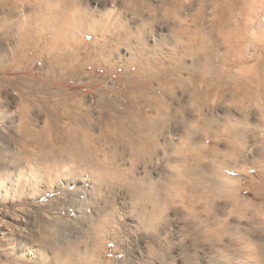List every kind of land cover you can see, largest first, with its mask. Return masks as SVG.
I'll list each match as a JSON object with an SVG mask.
<instances>
[{
    "label": "rangeland",
    "instance_id": "374dc122",
    "mask_svg": "<svg viewBox=\"0 0 264 264\" xmlns=\"http://www.w3.org/2000/svg\"><path fill=\"white\" fill-rule=\"evenodd\" d=\"M126 1L77 0L83 20L58 49L51 36L44 52L0 33V264H264V100L233 95L246 67L264 74V0H149L151 17ZM179 26L186 34L174 33ZM204 39L212 46L191 55L187 44ZM128 111L152 118L150 159L138 133L114 137ZM199 118L218 128L206 135ZM189 130L206 135V170L196 204L181 205L175 159L198 146ZM72 134L92 159L151 190L132 197L97 180L92 164L62 157ZM198 222L205 238L188 234Z\"/></svg>",
    "mask_w": 264,
    "mask_h": 264
},
{
    "label": "bare ground",
    "instance_id": "6f19581e",
    "mask_svg": "<svg viewBox=\"0 0 264 264\" xmlns=\"http://www.w3.org/2000/svg\"><path fill=\"white\" fill-rule=\"evenodd\" d=\"M0 1L2 2L0 4V7H3V13L5 15V21L0 23V25H3V27L0 26V33L2 32L3 33L2 36L6 39H9L11 37L17 38L18 40L17 45L30 49H39L46 52L44 39L47 36L49 37L51 36V38H53L52 46L58 49L60 42H58L57 40H59V38L66 37L69 34V32L72 33L76 29L80 21L83 20L81 19L82 14L80 15L79 14L80 11L76 9L75 2L77 0H66L68 2L70 1L69 3H72L71 5L72 7L69 8L62 7L60 5L61 0H0ZM162 2L161 3L163 5H171L175 8H179L181 5L180 0H163ZM124 4L126 7L132 9L134 13H136V15H143L144 12L147 11L148 15L151 17L154 16V12L156 11L155 7H152V5L149 4V0H127ZM75 9L76 11L74 12ZM72 12H74V15H72ZM68 23H71L72 26H74L73 29H71V27L67 25ZM173 30L174 33L178 36L180 35L182 36L186 34V29L180 26L178 29L173 28ZM124 40H125L124 44L127 46L128 49L134 48V45L132 44V41L130 39H124ZM202 42L204 44L203 43L194 44L191 42L187 44V48L189 49L191 55L198 57V53L200 51L209 49L212 46L207 39H204ZM233 53L236 56L238 64L244 62V59L241 57L242 56L241 48H236ZM259 69H256L253 66H248L244 70V72L247 74L246 76H244L243 78L240 77L234 79V83L238 84L237 85L238 90L237 91L235 90L236 92H234L233 94L235 98L241 96V100L250 101L251 98L255 96L258 97V99L260 98L261 100H264V74L260 72V70L263 69L260 70ZM252 72H254L255 74L252 75L256 77L255 91H253L254 93L246 89L247 85L251 83L252 82L251 80L253 79L252 78L250 80L251 75L249 76L248 73H252ZM221 89L223 90V88H220L219 91ZM190 99L195 100L198 99V97L193 93L190 95ZM199 106L200 108H202L204 104H201V102H199ZM195 107H197V105ZM127 113L130 114V116L128 115L127 119L117 122L120 131L119 133H115L114 137L116 138L118 137V139L120 140L123 137L132 135V133H136L135 135H137L138 133V138L141 139V146H142L140 150L141 152L147 151V155L149 156L150 159V156H154L157 148V145L155 143V141H157L156 140L157 135L155 130L153 129L154 126L152 124V118L144 119L142 121H137L135 117L136 112L134 113V111H128ZM231 118L229 120H231ZM198 120L196 121V123L199 125H203L206 128L207 131V132L205 131L206 135H209L210 132H213L212 130L218 128V126L215 125L216 120L214 118H209V119L199 118ZM233 129L227 130L228 131L227 133L230 137L234 135L235 131H233ZM206 135L204 137L205 139H206ZM185 136L186 139L188 140L187 142L189 143L188 145L190 146L198 145V146L196 147L195 150L192 149L191 151L185 150V147L183 148L182 146L181 147L182 149L180 148L176 152L177 157L175 159V162L181 168L180 173L177 174V176H174L176 178V183H177L176 185L181 190V192H178L176 196L177 198L180 199L181 205H183V203L185 202H188V204L190 205L191 204L195 205L196 201L192 200V193L199 194L201 189L200 182L204 180V173L206 170V163L204 160L205 147L201 145V142L204 141L205 139H203L201 135H199L197 132L193 130H189ZM76 137L73 134L68 136V143L66 145H62L59 147L58 153L62 157L67 158L68 160H71L73 162L80 161V162H87L92 164L95 168V173H96L95 177L97 178V180H99L100 182L106 181L111 183V185L120 187V189H124L126 193H128L132 197L137 195L143 196L144 194L142 193H145L147 190H151L150 188L151 183L149 184V181H147V179L144 180L142 178L135 177L134 175L127 176L125 175L124 173L125 171L123 169L111 164L109 161L103 160L97 162V160L92 159L90 155L91 154L89 148L90 146L87 144L86 141H83L82 142L83 146L80 148V145L78 144L79 142ZM230 144L232 145L230 147L232 148L235 147V142L233 140L230 142ZM223 165L226 164L223 163ZM226 171L228 172L229 169H226ZM108 173H111V175H108ZM169 177L171 178L173 177V175H170ZM194 177L196 179V183L192 182ZM191 213L192 212L190 211V214ZM146 224L148 226V229L152 228V226H150L152 225L150 221L147 222ZM190 229L191 231L188 233L189 236L197 235L199 238L206 237L207 231L204 229V227L201 226L199 222L198 225H195L193 228L191 227Z\"/></svg>",
    "mask_w": 264,
    "mask_h": 264
}]
</instances>
